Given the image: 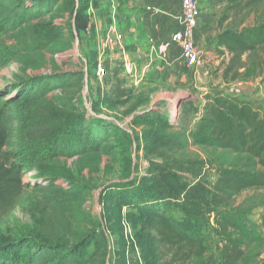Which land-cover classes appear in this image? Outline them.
Masks as SVG:
<instances>
[{
  "label": "rangeland",
  "instance_id": "rangeland-1",
  "mask_svg": "<svg viewBox=\"0 0 264 264\" xmlns=\"http://www.w3.org/2000/svg\"><path fill=\"white\" fill-rule=\"evenodd\" d=\"M0 2L19 7L27 18L22 30L3 36L17 51L16 59L0 68V91L6 93L5 99L18 95L13 84L35 76L55 85L35 110L11 106L12 147L18 148L28 138L30 129L25 125L29 120L61 127L81 123L91 132L105 134L98 153L59 156L24 174L26 191L20 203L0 219V243L15 241L39 251L44 247L41 254L49 246H68L85 264H170L168 251L159 247V252L153 246L157 236L144 228L140 207L130 203L126 191L141 184L149 187L154 179L167 175L181 182L201 183L213 191L222 167L244 166V155L194 144L192 135L205 115L207 93H221L239 84L242 89L251 83L257 96L253 99L264 106V92L259 94L264 46L243 56L247 64L241 76L230 82L225 80L224 70L231 55L215 49L221 29L263 20L264 1L245 11L248 16L241 21L233 11L225 19L229 3L211 5L201 0L197 37L202 52L196 69L186 67L180 46L171 37L167 53L151 45L145 56L132 49L125 59L118 52L111 58L107 49L101 58L109 67L102 80L96 74V60L106 35L79 33L74 12L78 6L91 4L97 15L104 16L105 11L110 14L112 0ZM123 4L119 1L117 10L127 16ZM55 77L58 80L52 81ZM118 86L126 91L123 98L114 94ZM26 118L30 119L25 123ZM241 205L252 208L253 220H262L264 189L237 194L232 206ZM173 214L181 216L175 210ZM205 236L204 254L191 257L187 264L219 260L222 242L213 227ZM246 252L239 264L257 262L264 244Z\"/></svg>",
  "mask_w": 264,
  "mask_h": 264
},
{
  "label": "trees",
  "instance_id": "trees-1",
  "mask_svg": "<svg viewBox=\"0 0 264 264\" xmlns=\"http://www.w3.org/2000/svg\"><path fill=\"white\" fill-rule=\"evenodd\" d=\"M262 1L208 0L211 5L229 3L225 19L233 11L241 16V21L248 16L245 11H251ZM91 7V4L84 8L78 6L74 12L79 33H91V15L88 13ZM26 23L25 11L0 2V68L17 57V51L5 43L3 36L22 30ZM19 41L23 42V38ZM262 46L264 19L251 26L240 28L239 24L233 23L221 29L216 35L215 49L231 55L224 70L225 80H237L247 64L243 56ZM105 67H109L108 61ZM56 80L57 77L52 81ZM261 84L264 89V71ZM12 87L18 90V95L8 99H5L6 93L0 91V219L20 203L26 191L23 180L26 172L59 156L72 158L89 152L98 153L105 135L100 130H87L81 123L61 127L29 120L25 125L30 129L28 138L18 148H13L11 106L16 104L21 109L35 110L36 104L55 85L35 76ZM119 87L114 94L123 98L126 91ZM5 89L10 92L8 86ZM205 101V115L192 135L194 144L244 155V166L222 167L213 191L201 183L181 182L168 175L154 179L149 187L141 184L130 186L126 191L130 203L140 207L144 228L157 236L153 246L158 251L159 247L168 251L170 264H187L191 257L203 255L205 232L210 227L222 242L220 258L216 260L218 264H239L246 258L247 248L264 244V218L257 223L250 216L251 207L232 206L237 194L247 189H264V106L257 99H241L228 90L218 95L207 93ZM174 210L181 216L174 215ZM49 248L46 254H41L44 247L39 251V248L31 249L23 243L3 242L0 243V264H85L68 250V246Z\"/></svg>",
  "mask_w": 264,
  "mask_h": 264
},
{
  "label": "crops",
  "instance_id": "crops-1",
  "mask_svg": "<svg viewBox=\"0 0 264 264\" xmlns=\"http://www.w3.org/2000/svg\"><path fill=\"white\" fill-rule=\"evenodd\" d=\"M119 1L124 3L122 9H125V14L129 13L127 16L117 10ZM110 9V14L105 11L106 15L104 16L97 15L93 7L89 9L88 13L91 15L89 30L91 33H85V35L99 36L101 33L106 35L105 43H108L107 49L111 58L115 57L118 52L126 59L132 54V49L135 50L134 54L137 52L145 56V50L149 46L151 48V45L157 46L165 52L167 45L171 42L172 34L180 27L182 17L181 0H112ZM201 18L197 32L200 28ZM116 32L120 37L117 36L118 34L116 35ZM108 37L110 39L106 40ZM146 38H149L148 42L150 43H146ZM151 40L154 44L151 43ZM197 44L201 49L198 39ZM200 51L202 52V50ZM250 85L242 88L243 93L238 94L239 98H257L254 85L251 83ZM260 88L259 94L261 95L264 92L262 84ZM216 92L213 91L212 94H220V92ZM254 221L260 223L262 220L254 219ZM258 258L259 260L254 264H264V252L259 254Z\"/></svg>",
  "mask_w": 264,
  "mask_h": 264
},
{
  "label": "built area",
  "instance_id": "built-area-1",
  "mask_svg": "<svg viewBox=\"0 0 264 264\" xmlns=\"http://www.w3.org/2000/svg\"><path fill=\"white\" fill-rule=\"evenodd\" d=\"M182 17L180 27L172 34V39L180 46L185 64L189 69H196L201 64V51L196 40V32L202 16L201 0H181ZM118 32H116V35ZM117 36L120 37L118 34ZM110 38H106L109 40ZM108 43L99 45L101 50L97 60V77L102 80L107 74V68L103 64L102 58L107 53ZM228 91L234 94L242 92L241 84L233 85ZM207 264H218L216 260H211Z\"/></svg>",
  "mask_w": 264,
  "mask_h": 264
}]
</instances>
